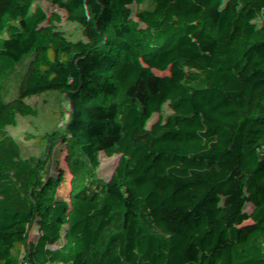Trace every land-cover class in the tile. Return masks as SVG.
Wrapping results in <instances>:
<instances>
[{
    "label": "trees",
    "instance_id": "obj_1",
    "mask_svg": "<svg viewBox=\"0 0 264 264\" xmlns=\"http://www.w3.org/2000/svg\"><path fill=\"white\" fill-rule=\"evenodd\" d=\"M96 1L0 0V226L30 241L12 264H264V54L233 47L264 37V0Z\"/></svg>",
    "mask_w": 264,
    "mask_h": 264
},
{
    "label": "rangeland",
    "instance_id": "obj_2",
    "mask_svg": "<svg viewBox=\"0 0 264 264\" xmlns=\"http://www.w3.org/2000/svg\"><path fill=\"white\" fill-rule=\"evenodd\" d=\"M98 1V0H97ZM96 1V2H97ZM92 4H95L92 3ZM85 5V4H84ZM84 5L81 7L82 11L78 16V19L84 18L86 13L83 12ZM96 6L98 11H103L104 4L98 1ZM16 18V9L10 4L6 3L0 10V52L3 51L5 45L8 43L10 35L12 33V27ZM226 47V48H225ZM225 52L228 51L227 46H224ZM35 104L38 106V110L35 113L26 112L29 117H38L45 114L48 110L50 98L45 94L39 93L36 95ZM9 136L0 131V139H3L8 143ZM16 141V139H15ZM20 149L16 153V158L22 162L25 168L31 172H36L43 169L42 159L36 153L30 152L26 149L21 142ZM117 206H124L126 204L114 203ZM29 234L25 230L24 226L17 222H8L0 226V264H12L15 262H21L29 249ZM118 250V246H113L108 253V257Z\"/></svg>",
    "mask_w": 264,
    "mask_h": 264
},
{
    "label": "built area",
    "instance_id": "obj_3",
    "mask_svg": "<svg viewBox=\"0 0 264 264\" xmlns=\"http://www.w3.org/2000/svg\"><path fill=\"white\" fill-rule=\"evenodd\" d=\"M182 1L183 0H155L154 3L149 4L146 12L151 15H155L158 12L168 9ZM84 18H81V20L78 19L79 22H82ZM233 47L238 50V56L240 58L244 57L245 52L264 54V37H253L250 40L234 39Z\"/></svg>",
    "mask_w": 264,
    "mask_h": 264
},
{
    "label": "water",
    "instance_id": "obj_4",
    "mask_svg": "<svg viewBox=\"0 0 264 264\" xmlns=\"http://www.w3.org/2000/svg\"><path fill=\"white\" fill-rule=\"evenodd\" d=\"M190 80L195 81L200 91H202L201 89L202 72H199V74L193 76L192 78H190Z\"/></svg>",
    "mask_w": 264,
    "mask_h": 264
}]
</instances>
